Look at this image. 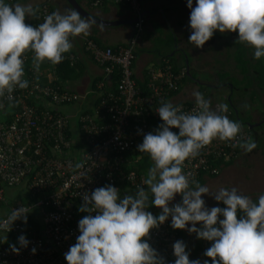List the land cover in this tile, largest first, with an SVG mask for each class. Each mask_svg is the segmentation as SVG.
Wrapping results in <instances>:
<instances>
[{
  "label": "clouds",
  "instance_id": "9594fccd",
  "mask_svg": "<svg viewBox=\"0 0 264 264\" xmlns=\"http://www.w3.org/2000/svg\"><path fill=\"white\" fill-rule=\"evenodd\" d=\"M187 6L191 9L189 42L195 47L202 48L217 30L238 32V41L252 46L256 59L264 57V0H195V7L193 0H187ZM35 14L31 5H10L0 0V98L7 94L11 99L17 87H28V81L23 79V57L27 51L34 53L32 63L37 72L46 60L59 64L73 47L70 38L89 35L96 23L93 18H82L79 11L69 9L65 13L53 12L43 23L33 26L26 22V17ZM194 96L198 111L193 112L162 102L156 109L162 123L154 132L144 134L143 142L137 146L138 152L149 154L154 163L144 180L147 190L138 187L135 194L121 198L120 189L106 185L90 195H82L79 211L89 214L78 222L80 235L65 253L67 264H165L147 238L150 230L158 228L169 216L173 229H187L197 239L213 242L204 253L212 264H264V195L253 202L238 194L236 188L211 192L183 171L184 162L199 155L214 139L235 141L233 146L245 151L256 147L250 140H237L242 125L223 114L228 110L227 104L218 105V111L212 110L211 102L203 94L195 92ZM177 194L182 196V202L170 207ZM205 194L225 207L207 208L202 199ZM150 204L162 209V213L154 216L147 211ZM28 212L23 207L13 209L0 222V229L10 231L18 219L27 223ZM93 212L96 214L92 215ZM189 223L191 227H187ZM18 243L26 248L30 242L21 235ZM10 248L17 254L20 251L15 244ZM173 250L174 264H201L200 260L189 259L183 241H176ZM32 252L35 254L36 249Z\"/></svg>",
  "mask_w": 264,
  "mask_h": 264
},
{
  "label": "built area",
  "instance_id": "2783aa9c",
  "mask_svg": "<svg viewBox=\"0 0 264 264\" xmlns=\"http://www.w3.org/2000/svg\"><path fill=\"white\" fill-rule=\"evenodd\" d=\"M105 1L92 0L95 5H102ZM109 1L130 4L135 12L134 34L127 43L118 45L102 46L89 36L83 38L86 48L103 67L105 77L97 82L98 104L92 111L79 115L83 140L80 158L71 151L74 139L69 133L70 120L59 107L79 100L82 95L54 80L39 81L38 77L44 74L39 75L40 72L31 67L32 51H27L23 57V79L28 81V87H17L11 99L7 94L0 98V105L8 101L16 105L10 121L0 119V201L4 199L6 186L26 183L33 194L44 192L33 202L13 204L5 215L0 216L2 222L13 209L23 207L30 213L33 208H38L43 224L39 231H32L18 219L10 231L0 229V233L13 235L17 241L18 237L24 235L30 242L26 248L16 244L20 248L17 254L12 252V244L6 243L0 236V264H67L65 253L80 235L78 222L89 214L85 212L83 215L79 211L83 203L82 195L85 192L90 195L96 188L104 187L105 182L117 188L118 181L127 182L133 188L145 186L147 175L135 169L126 171L123 164L129 160L128 155L137 157L141 154L137 146L143 142L144 134L154 132L162 123L156 112L160 107L158 102H170V97L179 90L185 68L176 72L167 59L159 72L150 71L146 92L133 75L138 33L145 23L141 0ZM51 13V4L46 1L41 3L32 25L43 23ZM64 57L63 60L75 64V53H65ZM115 70L119 71L117 88H105ZM34 99L32 103L30 100ZM172 104L181 106L184 112L198 111L196 101ZM223 114L231 119L232 110L228 108ZM249 137L248 129H243L237 140ZM235 143L214 139L200 150L199 155L184 162V173L191 174V179L195 181H199L204 173H219L225 162L238 156V146H233ZM217 159L223 161L215 163ZM77 164L81 167L76 168ZM178 240L185 243L187 251L186 237L179 229L171 227V216L158 228L151 229L147 238L166 264H174L173 245ZM203 241L207 246L213 243ZM33 248L36 249L35 254Z\"/></svg>",
  "mask_w": 264,
  "mask_h": 264
},
{
  "label": "crops",
  "instance_id": "0c3cea01",
  "mask_svg": "<svg viewBox=\"0 0 264 264\" xmlns=\"http://www.w3.org/2000/svg\"><path fill=\"white\" fill-rule=\"evenodd\" d=\"M45 1H49L51 3L55 12L59 11L60 7H62L64 8L63 13H65L66 10H69L72 7L68 0H5V3L10 5H31L37 13L39 5ZM78 1L85 9L100 18L114 21L123 20V22L119 23L96 22L92 25L90 34L87 36L93 38L102 46L124 44L131 39L134 34V25L133 23H130L129 20L135 18V12L131 8L130 4L127 3V5H125V1H121V4H119V2L106 0L102 5H95L91 0ZM140 5L141 11L145 16V23L143 29L138 33L136 57L133 62V75L137 83L144 80L146 77L149 78L150 71L155 70V72H159L161 70L160 67L168 59L171 62L174 61L179 66L182 65L181 67H183L184 64L187 65V71L189 74V78L186 80L187 86H184L185 81L180 90L170 97V102L195 101L194 93L205 92L208 87H212L214 90H226L225 94L227 93V95L228 92L229 95L233 94L234 88H232V85L229 84L231 80L227 78V76L223 75V78L221 76H214L212 80L204 82L202 78L194 75L193 70L202 66L204 67V59H206L210 62L208 66L213 68L218 67L217 70L219 71V75H221L223 71L230 70V67L236 66L233 61L238 59V51L242 49L240 47L241 44H245L244 48L247 50L248 57L253 58L255 49L247 43L239 42L238 32L221 33L217 30L213 37L207 41L202 48H197L194 44L189 42V36L192 33V29L190 28L189 23L191 9L187 6V0H141ZM193 7H195V0H193ZM82 18L86 17L82 16ZM124 20H127V22ZM35 21L36 14L35 16L26 17V22L29 24L35 23ZM84 37V35H80L78 37L70 38L73 47L67 53H75L77 56L74 69L71 70L67 66H65L64 69L61 65H53L51 62L46 60L41 64L40 70L38 71L40 72L39 75L44 74L42 76L44 82L59 80L64 87L82 95V98L79 100L59 107L69 117V133L74 139V146L71 151L73 150L78 158L81 157L80 149L83 143L78 123L79 115L88 109L91 110L94 108L98 90L93 87V82L94 80L100 81L105 77L103 67L101 64L96 62L90 50L86 48L83 40ZM227 52H230L231 55ZM216 58H218V60ZM32 61L33 59L31 60L30 65L33 68ZM253 86L254 85H251L250 87ZM259 92L261 95L253 96V98L264 100V93H262L261 90H259ZM237 98L238 103L241 105L243 99L241 94L240 96L238 95ZM210 102L212 110L218 111L217 106L220 104L215 102L213 99ZM8 103L9 105H7L6 102L0 105V119L5 120L8 115L11 116L14 113L13 111L16 109L15 103L9 101ZM240 109L237 108L235 112L237 114V120L241 125L247 124L250 128H254V132H251L250 138L254 136V143L256 147L251 151H245L244 148L239 147L238 156L225 162L220 167L219 173L202 174L199 179L200 185L208 187L211 192L218 191L220 188L228 190L236 188L238 194H241L242 191H246L244 184L249 187L253 185V182H251L248 177H246L245 181L243 178L242 182L238 179L241 171L239 164L242 163V160H240L242 156L246 155L248 157L247 160H249L252 156L251 154H253L252 152L264 146L262 142L260 143L261 140L259 139V133L261 134V131L259 132V130L264 131V127L260 126L263 124L264 119L260 114L258 116L256 113L253 114L252 118L243 119L242 115H240ZM243 129H245V127L242 125V130ZM250 138L243 142L249 141ZM237 160H239L238 163ZM150 161L152 163L151 167H153L154 163L151 158ZM21 185L27 188L26 183ZM146 186L147 185L142 187L147 190ZM137 189L138 188H133L132 186L127 185L126 187L120 189L122 190L120 195L123 197L126 194H135ZM12 193L17 195L21 194L20 191H13ZM33 196L32 198H34ZM151 199V194H149V202H151ZM202 199L205 201V206L209 209L212 207L223 208V203L217 202L210 194L203 195ZM181 202L182 196L177 194L174 200L170 202V207ZM1 203L2 201H0V216H3L7 212V207H2ZM155 209L159 210L158 213ZM146 210L151 212L154 216H158L162 213V209L151 204ZM31 212L35 218L42 223V216L39 209L33 208ZM220 219H223V217L221 216ZM191 226V223H189L187 227ZM196 227L200 228L201 224L197 223ZM180 232L186 237L187 252L189 253L190 260L201 261L202 259V264H204V261L210 260L209 257L204 255L208 246L202 239H197L196 234L189 233L187 229L180 230ZM0 236L8 244H18L17 239H15L13 235L0 233Z\"/></svg>",
  "mask_w": 264,
  "mask_h": 264
},
{
  "label": "rangeland",
  "instance_id": "374dc122",
  "mask_svg": "<svg viewBox=\"0 0 264 264\" xmlns=\"http://www.w3.org/2000/svg\"><path fill=\"white\" fill-rule=\"evenodd\" d=\"M71 9L73 8L71 7ZM63 11H64V8L60 7L59 12L63 13ZM227 53L231 55L230 52H227ZM216 59L218 60V58ZM209 63L210 62L208 60L204 59V64H203L204 67L202 66L200 68H197L196 70H193L194 75H196V77L202 78L204 82H208L212 80L214 76L222 77V75H226L227 78L235 82L237 87L233 90V94H230V95H229V92H228V95L227 93L225 94L226 90L225 91L221 89L214 90L212 89V87L211 88L208 87V89L205 90V92H200L201 94H203L206 100L212 101L213 99L215 100V102L219 104H227V106L235 103L237 108L239 109L241 108L240 115H242L243 119L252 118L253 114L255 113L258 116L260 114L262 117H264V100H258L257 98H253V96H258L257 93L261 95V93L259 92L260 89L259 88L257 89V85H259L258 83L260 80V78H257V77L260 75L259 74L260 69L258 71L257 70L251 71L250 75L248 74L245 77H243L242 74L240 75V70L236 69L239 63L237 61H233V63L236 66L230 67V70H227L228 72L223 71V73L219 75V71L217 70L218 67L216 68L209 67L208 66ZM251 80L253 82L252 84L254 85L253 87H250L249 85V82L251 83ZM184 86L185 87L187 86V81L184 83ZM261 92L264 93V90H261ZM240 94H241V97L243 98L241 105L237 101L238 100L237 96L238 95L240 96ZM242 125L243 127L247 129L249 128L247 124H242ZM260 126L264 127V122ZM260 131H261V134L259 133V138L261 140L260 143L262 142V144H264L263 143L264 142V131L259 130V132ZM250 141L251 142L255 141L254 136L250 138ZM252 153L253 154H251L252 156L249 158V160H247L248 157L246 155L241 157L240 160H242L241 161L242 163L239 164L241 171L239 173L240 176H238V179L242 182L243 178L245 181L246 177H248L251 180V182H253V185L251 187L244 184L245 185L244 188L246 191L244 192L242 191L241 195L250 197L253 201H255V199L258 200L260 195H264V146L260 147L259 149L255 150ZM238 162L239 160H237V163ZM21 184H24V183H21ZM21 184L5 187V192H4L5 195H4V199L2 200L1 205L2 207H5V208L7 207V211L11 209V206L13 204H22L23 202L24 203L33 202L32 200L33 192L30 189H27L28 187L26 188ZM147 187L148 186H146V189ZM13 191L15 192L20 191L21 194L20 195L13 194L12 193ZM13 201H17V202H13ZM223 207H225V205H223ZM155 211H157L158 213L159 210L155 209ZM240 214L242 215V213ZM207 261H208V264H211L210 260H207ZM201 264H202V259H201Z\"/></svg>",
  "mask_w": 264,
  "mask_h": 264
},
{
  "label": "trees",
  "instance_id": "16d2710c",
  "mask_svg": "<svg viewBox=\"0 0 264 264\" xmlns=\"http://www.w3.org/2000/svg\"><path fill=\"white\" fill-rule=\"evenodd\" d=\"M92 1V0H91ZM119 4H121V2H119ZM125 5H127V3H124ZM52 10H53V12H55L54 11V8H53V6H52ZM240 47L242 48V49H240L239 51H238V59H236V61L239 63L238 64V66H237V68L236 69H238V70H240V75L242 74L243 75V77H245L246 75H250L251 74V71H258L259 69V76L257 77V78H260V80H259V85H257V89L259 88L260 90H264V57H261L260 59H256L253 55V58H251V57H248V55H247V50H246V48H244L245 47V44H241L240 45ZM170 61V60H169ZM254 61H255V63H254ZM171 62V61H170ZM172 64H173V66H174V69H175V71L176 72H179L181 69H183V68H185V73H184V76L181 78V80H180V85H179V90H180V88H181V86L183 85V83L186 81V80H188V78H189V74H188V71H187V65H185L184 64V66L183 67H181V66H179V65H177L174 61H172L171 62ZM58 65H61L62 67H64V69H65V66H67L69 69H74V65H71L70 64V62H69V60H63L61 63H59ZM190 72H191V69H190ZM226 72V71H225ZM261 72V73H260ZM223 76V75H222ZM226 76V75H225ZM111 82L110 83H108V84H106V86H105V88H111V89H116L117 88V83H118V80H119V71L118 70H115L114 71V73L111 75ZM250 77V76H249ZM38 78H40L39 79V81H42V82H44L43 81V79H42V76H40V77H38ZM148 80H149V78L148 77H146L144 80H142V81H140L138 84L142 87V88H144L145 90H146V92H148ZM55 82L56 83H58V84H60L61 86H63L62 85V83L59 81V80H55ZM97 82H98V80H94V82H93V87H95V89H97L98 90V88H97ZM253 82H252V80H251V83L249 82V85L251 86V85H253L252 84ZM229 84H231L232 85V88H236L237 87V85L235 84V82H233L232 80L229 82ZM178 90V91H179ZM178 91H176V92H178ZM175 92V93H176ZM257 95L259 96V94L257 93ZM231 98V97H230ZM32 103L35 101V99L34 100H30ZM98 102H99V99H98V97H97V100L95 101V105L96 104H98ZM163 102V101H162ZM161 101H159L158 102V104L161 106V103H162ZM164 102H166V101H164ZM37 103V102H36ZM6 104L7 105H9V103L8 102H6ZM228 108L229 109H232V115L230 116L231 117V119L230 120H232V121H236V122H238V120H237V114L235 113L236 112V110H237V107H236V105H235V103L234 104H231V105H229L228 106ZM15 111V110H14ZM13 111V112H14ZM86 111H92V109L90 110V109H88V110H86ZM12 116H13V114L10 116V115H8L7 116V118L5 119V120H7V121H10L11 119H12ZM263 119H264V117H263ZM241 121H242V119H241ZM243 122H244V120H243ZM246 123V122H245ZM245 129H247V128H245ZM248 131H249V133H250V137H251V132L253 133L254 132V128H248ZM249 137V138H250ZM249 138H247V139H249ZM260 139V138H259ZM246 139H243L241 142H243V141H245ZM238 149H239V146H238ZM128 157H129V160H127L123 165H124V168H125V170L127 171V170H130V169H135V170H137V171H140V172H144L146 175L148 174V170H149V168L152 166V163H151V161H150V156H149V154H147V153H141V154H139L137 157H132L131 155L129 156L128 155ZM223 161V159H217L216 161H215V163H221ZM201 177V176H200ZM199 182V181H198ZM200 183V182H199ZM106 185H110L108 182H105V184H104V187L106 186ZM118 189H122L123 187H126L127 185H129V184H127V182H124V181H118ZM130 186V185H129ZM121 191L122 190H120V193H121ZM44 192H41V193H37V194H34V198H32V200L33 201H35L37 198H38V196H41L42 194H43ZM253 202H258V200H256L255 199V201H253ZM24 203V202H23ZM83 215H85V212H81ZM22 221H23V219H21ZM24 222V221H23ZM26 224V226H27V228L28 229H31L32 231H39L41 228H42V226H43V224L42 223H40L39 222V220H37L36 218H35V216L33 215V213L32 212H30V213H28L27 214V223H25ZM210 246H208V248H209ZM210 259V261H211V258H209ZM166 264V263H165ZM211 264H212V262H211Z\"/></svg>",
  "mask_w": 264,
  "mask_h": 264
},
{
  "label": "water",
  "instance_id": "95a60500",
  "mask_svg": "<svg viewBox=\"0 0 264 264\" xmlns=\"http://www.w3.org/2000/svg\"><path fill=\"white\" fill-rule=\"evenodd\" d=\"M68 2L70 3V5L75 8L77 11L80 12V14L84 17H91L93 18L96 22H103V23H119V22H123V20H106L103 18H100L99 16L93 14L92 12H90L89 10L85 9L82 4L78 1V0H68ZM135 20L134 19H130L129 22L133 23ZM125 22H127V20H124Z\"/></svg>",
  "mask_w": 264,
  "mask_h": 264
},
{
  "label": "flooded vegetation",
  "instance_id": "af4514ba",
  "mask_svg": "<svg viewBox=\"0 0 264 264\" xmlns=\"http://www.w3.org/2000/svg\"><path fill=\"white\" fill-rule=\"evenodd\" d=\"M216 85V84H215Z\"/></svg>",
  "mask_w": 264,
  "mask_h": 264
}]
</instances>
